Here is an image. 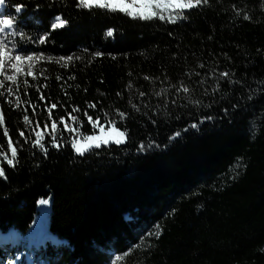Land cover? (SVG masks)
Segmentation results:
<instances>
[{
  "label": "trees",
  "instance_id": "16d2710c",
  "mask_svg": "<svg viewBox=\"0 0 264 264\" xmlns=\"http://www.w3.org/2000/svg\"><path fill=\"white\" fill-rule=\"evenodd\" d=\"M3 15L16 17L9 49L45 57L35 79L19 76L12 94L9 82L0 89V232L15 233L11 256L20 264L115 256L116 264H264V0H209L176 23L78 0H6ZM56 16L66 27L51 29ZM16 96L19 107L5 99ZM85 112L99 116L97 131L115 121L126 142L78 155L72 140L93 128ZM36 132L47 155L31 147ZM8 140L18 149L14 167L4 159Z\"/></svg>",
  "mask_w": 264,
  "mask_h": 264
},
{
  "label": "snow or ice",
  "instance_id": "6c2138e0",
  "mask_svg": "<svg viewBox=\"0 0 264 264\" xmlns=\"http://www.w3.org/2000/svg\"><path fill=\"white\" fill-rule=\"evenodd\" d=\"M6 0H0V89H5V82H10L13 85H16L17 90L20 88V83L18 82V77L22 74L27 76H32L33 79L36 77L33 75L32 69L34 65L40 60H44L43 56H34V55H21L17 54L15 51V45H13V50H9L8 44V35H5L7 32L9 35L12 33L10 30L14 27V22L16 20L15 16H7L3 15V6L5 5ZM209 0H78V6L83 9H101L105 10L107 13H122L133 20H141V21H152L154 19H158L160 21H166L168 23H176L178 20L186 19L185 13L192 9L201 8L204 5H207ZM23 5H18L15 8L16 13H20ZM248 16H245V19H248ZM67 20L63 19L60 16H56L53 18V21L50 25L52 30L63 29L67 25ZM23 36V33H20ZM107 36H113V31L109 30L106 33ZM47 37H43L40 39V43L43 44L46 42ZM96 55H101L97 53ZM60 60L64 61V66H66L69 62L73 60L72 56L67 58L61 57ZM59 62V61H57ZM25 65L27 66V71H25ZM203 68V65H200ZM222 77H228V72H222L220 74ZM59 79V78H58ZM71 79H74L72 77ZM147 79V77H146ZM25 86V94L27 95V87L29 83L27 79L23 81ZM203 83V81H201ZM43 87H47V85H43ZM39 91V87L37 88ZM86 91V89H85ZM166 91V90H165ZM183 91L185 93L189 92V87L184 86ZM6 93L12 94L13 88H6ZM144 95L143 93L140 94ZM0 96H4V93H0ZM6 100L10 104H14L16 107H19L20 97L16 96L15 100L8 99ZM45 97L43 93H40L39 100H44ZM34 107V106H33ZM57 107L56 103H52L51 107L48 109V115L51 116V109H55ZM89 107H95V105H89ZM135 107V105H133ZM73 111H79V109L74 108ZM226 111V110H225ZM35 112V107H34ZM87 116V113H84ZM107 117V113L104 114ZM71 116V114H69ZM121 118H123L124 114H120ZM73 120L76 118L73 117ZM208 119H211L210 117ZM23 121L26 126L31 123L28 115L23 116ZM87 122L93 124L92 134L83 136L80 140H72V147L78 155L83 156L86 152L91 151L92 149H99L102 146H107L110 143H115L117 145L123 144L126 142L127 132L121 131L119 128L115 126V121H110L105 119V125H111L110 128L106 130L104 126L99 127V134L97 135V125L100 124L99 116L96 121H93L91 116H87ZM59 123H64V118H60ZM4 124V115L0 112V125ZM38 126V124H37ZM58 126L57 121H53L51 123V129L56 130ZM82 126V125H78ZM47 122L45 123V128H47ZM192 128H197V124L191 125ZM64 130L74 131V129H69L68 125L64 123ZM61 130L60 134L63 135V131ZM3 135L8 137L9 133L7 128H4ZM31 135V133H30ZM179 135V133H177ZM19 136L25 140L26 143L29 142L28 137H25L24 131L19 132ZM52 146L59 147L57 143V137L55 135L51 136ZM17 143H19L17 141ZM31 147L36 148L39 147L40 150L47 155V147L41 142V134L39 132L35 133V139L31 142ZM143 148V146H141ZM8 148L10 149V158L8 155H4V159L6 160L9 166L14 167L16 163H18V149L17 147L12 146V141L8 140ZM0 178L7 179L5 175V171L2 166H0ZM48 200H41L40 204L46 205L48 204ZM154 235L159 236V226H157L156 233ZM116 261H120L122 258L117 256Z\"/></svg>",
  "mask_w": 264,
  "mask_h": 264
},
{
  "label": "rangeland",
  "instance_id": "374dc122",
  "mask_svg": "<svg viewBox=\"0 0 264 264\" xmlns=\"http://www.w3.org/2000/svg\"><path fill=\"white\" fill-rule=\"evenodd\" d=\"M0 18H3L2 16H0ZM10 50V49H9ZM11 51V50H10ZM26 65H25V71H27L26 70ZM23 75V74H22ZM10 83V82H9ZM11 85V83L8 85V87ZM111 126H109V127H105L106 128V130L108 129V128H110ZM118 128V127H117ZM121 130V129H120ZM121 131H123V130H121ZM97 135L99 134V128H98V131H97V133H96ZM82 137L81 136H78V137H75L73 140H80ZM126 140H127V136H126ZM58 143V142H57ZM110 144H112V143H110ZM109 144V145H110ZM115 144V143H114ZM74 150V149H73ZM75 151V150H74ZM40 225H42V224H40ZM14 236H15V233L14 232H9V233H1L0 232V241H1V246H0V248H1V250L3 251V252H5V255H4V259H2L1 261H0V264H6V263H10V260H11V253L13 252L12 251V249L10 248V246H6L7 245V243L10 241V239H12V238H14ZM53 239H54V241H57V238L55 237V236H53L52 237ZM117 256H115V257H113L112 258V260H111V262H110V264H116V258ZM16 258H19V255L16 257Z\"/></svg>",
  "mask_w": 264,
  "mask_h": 264
}]
</instances>
